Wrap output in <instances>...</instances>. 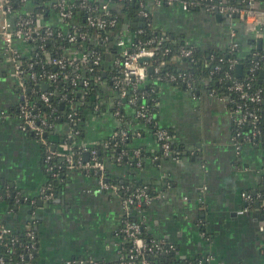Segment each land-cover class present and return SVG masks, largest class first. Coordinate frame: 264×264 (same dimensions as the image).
Returning <instances> with one entry per match:
<instances>
[{
  "label": "crops",
  "instance_id": "0c3cea01",
  "mask_svg": "<svg viewBox=\"0 0 264 264\" xmlns=\"http://www.w3.org/2000/svg\"><path fill=\"white\" fill-rule=\"evenodd\" d=\"M146 8L159 33H169L203 52L224 50L235 40L241 57L251 50L264 51V0L254 5L260 15L249 19L255 30L239 18L203 8L185 11L177 3L157 5L151 0ZM29 9L27 5L24 13ZM50 11L54 17L49 20L61 25ZM112 58L113 53L106 51L103 76L113 65ZM148 87L156 96L154 119L168 130L171 144L179 149L173 151L179 154L154 158L158 141L145 131L132 142L144 153L143 163L105 162L114 181H135L150 188V204L134 216L153 240L169 246L162 252L161 264H264V211L257 199L263 150L252 142L237 144L231 111L208 86L193 91L147 74L141 88ZM20 101L14 67L0 37V225L16 233L32 227L37 236L33 264L77 260L118 264L124 245L121 198L97 191L96 174L81 170L66 171L51 197L42 196L49 183L45 149L32 133L21 129ZM93 110L85 121L86 145L109 139L120 122L116 111ZM124 111L134 115L130 105ZM131 121L124 124L131 126ZM68 126V121L56 124L53 134L46 135L57 153L71 151L75 143ZM12 193L11 206L6 199Z\"/></svg>",
  "mask_w": 264,
  "mask_h": 264
},
{
  "label": "built area",
  "instance_id": "2783aa9c",
  "mask_svg": "<svg viewBox=\"0 0 264 264\" xmlns=\"http://www.w3.org/2000/svg\"><path fill=\"white\" fill-rule=\"evenodd\" d=\"M30 0H21L25 6L30 5ZM79 7L87 9L86 15V27L95 28L98 30H103L107 27H114L116 24L115 19H108L102 17V15L94 16V9L90 7L89 4L85 3L86 0H81ZM109 1V0H106ZM149 0H139V15L142 17H148L151 15L150 10L146 8L147 2ZM157 5H172L179 4L182 10H190L196 8H203L209 11H216L218 13H223L228 16L238 15V18L246 23L249 29H254V24L249 21L254 15H260L254 7L253 0H246L248 8H240L228 2V0L222 1H201V0H151ZM46 5L56 13V16L63 23L72 17L74 5L69 3L67 0H47ZM101 9L107 10L108 4L104 2ZM13 12L12 0H0V14L2 16V22L0 24V37L3 40L6 51L9 54L13 67L14 75L17 79V85L21 93V101L18 108V115L21 121V129L32 133L44 146V166L45 171L52 172V175H57V171L60 169H65L66 171L81 170V171H92L96 174L97 178V191L100 192H111L117 194L121 198L122 208H123V225L122 234L125 238L130 239L131 249L128 254L125 255L122 250V255L118 264H150L149 260L145 257L144 253L146 250L151 251V249H161L163 248L159 245L158 241H150L153 245L148 246L145 242L144 237L141 236L142 225L139 221H130L127 219L128 216L132 215L133 212L140 213L144 206L150 204L152 196L148 193V188L146 185L141 187H136L131 189L129 185L120 184L114 182L113 180L105 179V160H100L97 157V152L95 149H86L85 144L79 142L80 151L74 155V152L67 151L65 153H57L51 148V143L48 142L47 136L48 131L56 126L53 122L48 121V79L55 80L57 78L58 72L48 74V69L45 64L48 62L55 65L58 69L63 70L61 76L64 80L69 82L72 86L79 85L78 91L82 94L85 93L86 87L89 84L87 78H82L81 73L85 71L87 73L93 72L94 66L103 65V58L100 53H88L80 49L78 41L84 43L87 38L86 31L82 29V26L78 24H66L59 28L52 29L48 24L42 22V18L38 15L37 18L27 15L23 17L22 15L16 16L14 20L10 19V15ZM55 34L56 36H64V38L72 43L75 50L72 54L66 58L50 57L48 52L44 50V43L48 41V36ZM64 34V35H63ZM230 35L235 36V33L231 31ZM164 37L161 36L160 40ZM113 45L119 49L118 57H115L113 64L115 66V73L110 76V80L113 86L117 89L118 97L122 99H128V104L134 110V116L136 118H142L145 122H152L154 129V135L159 142L160 154H157L154 158L169 157L174 156L176 153L173 151L170 141V134L168 130L158 124L156 120H153L152 111L147 106L138 105L136 106V101L139 99L142 82L147 77L148 62H140L141 57H148L149 59L154 56V50L145 48L141 45H137L134 49L128 48V42L125 41L120 34H116L112 38ZM150 42H153L151 40ZM232 48L237 46L236 41L231 44ZM24 57V55H28ZM192 54V49L189 47H181L179 51L180 57H190ZM33 55L35 58L33 60L30 57ZM44 63V64H43ZM33 65H41L39 71L33 69ZM234 64L230 63L229 68H233ZM256 65L252 67L249 71H253ZM215 66V69H218ZM68 70V71H67ZM100 71L103 72L101 68ZM159 71L158 67L155 68V72ZM182 75L175 76L173 74H167L164 79L170 81L174 84L178 83L179 80H183L186 87H191L193 82L192 79L181 78ZM25 77L31 81L33 86H28ZM226 79H230L231 86L237 92V98H230L226 101L225 97L220 96V99L226 104H232L230 108L232 114V125H241L247 119L251 121L257 120V115L254 110L246 108V103L257 104L260 102L261 90L255 92H248V86L243 83L232 79L229 73L224 75ZM163 79V80H164ZM91 80L95 84L101 83V78L99 75L95 74L91 76ZM42 83H46L47 88L42 89ZM36 85H40V89H36ZM81 85V87H80ZM129 89V90H128ZM129 93V94H128ZM32 95H37L36 99H30ZM65 103V98L62 96ZM135 106V107H134ZM68 107L70 109L75 108L74 103H69ZM98 104H94L93 108L98 109ZM46 109V112L43 109ZM116 114L118 112L116 111ZM69 119V130L71 140H75V143L80 141L78 138L79 131L72 128L71 123L74 118L71 113L67 114ZM71 122V123H70ZM120 137L125 138L126 129L124 124L121 125V121L118 124ZM117 126V127H118ZM234 131V129H233ZM258 133L257 129L252 130L251 134H242L238 129L234 131L235 137L237 138V144L240 145L239 137L248 143ZM73 143V144H75ZM253 143V142H252ZM88 153V158L85 160L83 156L81 157L79 153ZM126 155V149L121 148L119 155L116 157L115 161L121 162V157ZM136 157L139 155V151H135ZM57 158L56 162H53L54 158ZM141 162L138 160L136 165L139 166ZM264 166V165H263ZM56 169V172L55 170ZM264 172V168H263ZM51 186L48 185L46 189L41 191L42 196L46 198L51 197L50 193ZM8 195V193H6ZM245 199L249 200V195L246 193L242 194ZM15 200V196L13 197ZM263 228V226H261ZM3 244L4 251H0V264H33V259L35 258L37 250V236L30 225H28L22 235L18 236L13 233L11 229L6 226L0 225V245ZM169 250V246L164 248V251ZM139 260V261H138ZM68 264H94L91 261L77 260L75 262H70Z\"/></svg>",
  "mask_w": 264,
  "mask_h": 264
},
{
  "label": "trees",
  "instance_id": "16d2710c",
  "mask_svg": "<svg viewBox=\"0 0 264 264\" xmlns=\"http://www.w3.org/2000/svg\"><path fill=\"white\" fill-rule=\"evenodd\" d=\"M67 1L74 5V9L71 19L65 22L68 25L78 24L82 26V29L86 31L87 34V38L84 43L81 44V42L78 41L77 45V47L79 46L83 51H86L88 53H100V55L104 59L106 51L109 50L113 53V61L114 57H118L119 49L113 45L112 38L116 34H120V36L128 42L129 49H134L137 45H141L145 48L154 50V56L147 60L148 68L152 67L151 71H148L147 68V74L150 79H164L167 74H173L175 76L182 75L181 78L184 77L185 79L189 78L193 80L191 87H189L190 89L192 88L193 91L195 88L198 90L202 87L208 86L211 90H213L220 96L225 97L226 101H228L230 98H237V92L233 89H230V79H226L224 77L226 73H229L232 79L245 83L248 86V92H255L260 89L262 98L260 102L257 104H249L248 102L246 103V108L255 111L257 120L253 122L250 119H247L243 124L238 126L233 124V129L234 131L238 129L242 134H251L252 130L255 127L258 133L251 141L254 143V146H259V148H261L264 152V85L259 83L258 81L259 73L264 72L263 50H251L245 57H241L239 53L240 43L235 40L237 42V46L235 48H232L230 44L224 50L203 52L193 46L184 43L183 41H180L178 39L176 40L169 33H159L156 29H154L151 15L145 18L139 15V0H86L85 3L89 4L90 7L94 9V16L102 15V17L115 19L116 21L114 27H107L103 30H98L85 26L87 9L79 7V3L82 2L81 0ZM253 1L255 5L259 1L263 0ZM29 2L30 9L24 13V8L26 7L25 4L21 2V0H12L13 12L17 14V17L20 15H22L23 17L29 15L33 18H37L38 15H40V17L42 18V22L44 24H48V26L52 29H56L61 26L57 22H52L51 19L49 20V18H51L52 16V12L50 11L51 8L46 5L47 0H30ZM104 2H107L108 4L107 10L101 9V6ZM228 2L240 8H248L246 0H228ZM231 17L238 18V15L234 14L231 15ZM65 22H61V24L64 25L66 24ZM124 24L125 26H127L125 29L123 28ZM124 31L126 32V34H129V38H126L127 35L124 34ZM161 36L164 37L163 40H160ZM151 40H153V42H150ZM183 46L192 49V54L190 57L179 56V51ZM44 50L48 52V55L50 57L66 58L72 54V52L75 50V47H73L72 43H69L64 38V36L58 37L53 34L51 36H48V41L44 43ZM28 56L29 53L28 55H24L25 58ZM32 58L33 60L35 59L33 55L30 57V59ZM230 63L234 64L233 68H229ZM238 63H240L242 66L241 76H238L235 73V65ZM254 65H256L255 69L252 72L249 71L252 67H254ZM215 66H218L219 68L215 69ZM45 67L48 69V74L58 72L57 78L55 80L48 79V121L53 122L55 125L67 121L69 122L67 114H72L74 121L70 123L72 125V128L79 131L78 138L80 139V141H78L77 143L71 144V151L74 152V155H76L77 152L80 151L78 144L79 142H82L84 137L85 121L90 113H95V111L93 110L94 104H98L99 110L97 111V113L101 110L103 111L106 109L112 112L118 111L117 118L119 119V121H121V125L126 123V121H130V119L132 120V124L128 127L126 126V124H124V128L127 127L125 128V138L120 137V134L118 133V126L115 128L109 139L93 145L85 144L86 149H95L97 152V157L100 160H115L120 153V149L125 148L126 155L121 157V160L123 162L126 161L131 166H135L138 160L143 163V157L145 156L144 153L140 148L133 147L132 142L135 138V135H137L138 133L144 134L145 131H149V133L153 134L154 136L155 127L153 126V121L145 122L142 118H136L134 115H128L127 113H125L124 106L129 105L128 99H122L118 97L117 89L113 86V83L110 80V76L116 71L114 64H110V67L107 69L105 76H103L102 71H100L101 68L103 69V67L101 66H94L93 72L91 73L82 71L81 77L87 78L89 80V84L85 88L86 91L84 94L78 91L79 82L77 83V85L72 86L69 82L63 79V77L61 76L63 70L58 69L55 65L49 62L48 65L45 64ZM156 67H158L159 69V71L157 72H155ZM40 68L41 65H33V69L36 71H39ZM95 74L100 76V84H95L92 82L91 76ZM25 80L27 81L28 86H33L31 81H29L26 77ZM175 85L183 87L185 86L186 88L183 80H179V82ZM35 87L36 89H40V85H36ZM139 93L140 96L136 101V106L143 105L150 108L152 111L153 120H155L154 118L156 117L154 100L156 96L153 90L151 89V87L141 88L139 90ZM62 96H64L65 98L64 104L61 103L63 101ZM36 97L37 95H32L30 99H36ZM71 102L75 104L74 109H70L68 107L69 103ZM227 106L229 109L232 108V104L230 103H227ZM42 109L46 112V109ZM50 133L53 134L52 129L48 131V134ZM238 140L240 144H245L246 142L242 139L241 136ZM172 149H176L177 151L179 150L173 145ZM136 150L139 151V155L137 157L135 155ZM160 151L161 150L158 142L157 154H160ZM176 154L178 155L179 153L176 152ZM79 155L82 157L83 153L80 152ZM56 161L57 158L55 157L52 163ZM54 170L56 172V169ZM65 173L66 170L64 168L58 170L57 175L55 176L52 175V172H48V185L51 186L50 193H53L57 187L62 185ZM262 174L263 178L260 185L261 187L258 194L259 196L257 199L259 202V206L264 211V172ZM105 179L113 180L109 176V169L107 168V166L105 169ZM126 184L129 185L131 189L144 185L135 181L124 182V185ZM147 188L149 195L153 197L150 188ZM6 200H8V203L10 202L9 204L11 205L13 199L8 198ZM248 203L252 204V200L248 201ZM10 205L8 206L10 207ZM145 207H143V209ZM127 219L134 222L138 221L136 216H128ZM141 227V236L144 237L146 244L148 246L153 245V243L150 241V235L146 232L143 226ZM13 233L20 236L23 232L16 233L13 231ZM159 245H161L163 248H153L151 249V251L146 250L144 253L150 264H161L162 252H164V248L166 247V245L163 243H159ZM130 249L131 241L130 239L125 238L122 249L123 253L127 255ZM0 251H4L3 244L0 245Z\"/></svg>",
  "mask_w": 264,
  "mask_h": 264
},
{
  "label": "water",
  "instance_id": "95a60500",
  "mask_svg": "<svg viewBox=\"0 0 264 264\" xmlns=\"http://www.w3.org/2000/svg\"><path fill=\"white\" fill-rule=\"evenodd\" d=\"M217 16H220V15H217ZM260 43V41L258 40V44ZM109 59H110V55H106V61L104 62V67H106L107 68V66H108V64H109ZM147 60H149V58L148 57H141L140 58V62H143V61H147ZM152 70V67H149L148 68V71H151ZM235 73L238 75V76H241L242 75V66H241V64L240 63H238V64H236L235 65ZM259 83H261V84H263L264 85V72H262V73H259ZM42 89H46L47 88V85H46V83H42ZM61 106H62V104H61ZM65 127H67V126H65ZM45 136H46V134H45ZM84 159L86 160L87 158H88V153L87 152H85L84 153ZM13 197H14V194L12 193L11 194V199H13ZM136 213L135 212H133L132 213V215H135Z\"/></svg>",
  "mask_w": 264,
  "mask_h": 264
}]
</instances>
